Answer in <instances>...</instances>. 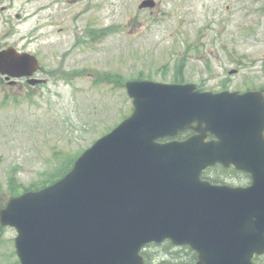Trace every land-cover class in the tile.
<instances>
[{"label":"water","instance_id":"95a60500","mask_svg":"<svg viewBox=\"0 0 264 264\" xmlns=\"http://www.w3.org/2000/svg\"><path fill=\"white\" fill-rule=\"evenodd\" d=\"M39 68L29 53L0 51V76L31 77ZM126 88L129 118L62 179L0 209V224L17 230L20 263L148 264L142 249L168 239L195 250L196 264H254L264 253V93L151 81ZM187 129L196 135L159 142ZM209 134L215 139L206 141ZM218 163L249 173L251 185L202 182Z\"/></svg>","mask_w":264,"mask_h":264},{"label":"rangeland","instance_id":"374dc122","mask_svg":"<svg viewBox=\"0 0 264 264\" xmlns=\"http://www.w3.org/2000/svg\"><path fill=\"white\" fill-rule=\"evenodd\" d=\"M50 1L0 0V50H32L44 69L39 76L48 80L37 89L0 81V208L63 174L77 154L131 115L132 101L125 88L111 84L110 73L173 83L181 58L185 80L204 90L264 87V0H156L161 2L155 13L139 10L142 0H95V9L87 0L77 18H71L77 7L53 15ZM62 27H75L77 35L84 29H118L100 34L95 43L86 36L87 45L70 51L75 38L59 34ZM233 69L238 73L230 75ZM77 70L85 74L61 79ZM16 237L15 229L0 225V264H18ZM144 252L150 263L192 264L189 249L168 242Z\"/></svg>","mask_w":264,"mask_h":264},{"label":"flooded vegetation","instance_id":"af4514ba","mask_svg":"<svg viewBox=\"0 0 264 264\" xmlns=\"http://www.w3.org/2000/svg\"><path fill=\"white\" fill-rule=\"evenodd\" d=\"M62 2H63V4H66V7L65 8H63V7L61 8V6L59 5L60 3L62 4ZM86 2H87V0H65V1H62V0H51L48 3V9L50 10V13H52L53 15H56V14H58L60 12H67L70 9H72L74 7H77V10L74 11L72 13V16H71V18H77L82 13L83 8H85L87 6L86 5ZM95 2H96L95 0H90V3H89L90 6H89V8H94V9L97 8ZM54 5H56V8H52ZM158 6L159 5H157L156 8H155L156 10L154 9L155 11H157L159 9ZM79 8H81L82 10H79ZM7 10H8V7H5V8L2 9L3 12L4 11H7ZM60 10H62V11H60ZM84 10H87V7ZM151 13H154V11H152ZM66 32H71L72 35H74V38H75L74 43H72V45H71V47L69 49L70 51L72 50V48H77V47H80V46H85V44L87 45V43H83V41H85V37L87 36L86 33L88 34V32H90L89 35H88V39L90 41H92V35H94V34L97 35L98 34V33H96V31H88V32H86V29H84V31H82L81 33H79V35H77L78 33H76V28L75 27L74 28H70V27L63 28L62 27V28H60L58 30V33L59 34H64ZM92 43H94V42L92 41ZM18 51L19 52H28V53H31V54L35 55L38 58V60L40 61V64H41V60H40L39 56L36 53L32 52V50H19L18 49ZM43 71H44V69H43L42 64H41L40 70L34 75L33 78L36 79V80L37 79H41V77L39 75H41V73ZM63 73H61V75ZM76 74H77V71H72V72L71 71H67L63 75L66 76V77H68V76H75ZM93 75L97 76L98 74L95 71V72H93ZM1 80L5 81V83L7 82L8 85L11 82V80L7 79V77H5V76L1 77L0 78V81ZM21 83H24V84H28L29 85V79L28 78H22V79H19L16 82L17 85H19ZM15 85H13V86H15ZM37 87L38 86H35V87H33V89H37ZM201 177H202V180L211 182L213 184H220V185L227 184V185L239 186V187H246L247 186L246 185L247 184V177L240 178L238 181L235 178H231L230 176H228V178H224V180L223 179H216L217 177L215 175V168H209V169L205 170L202 173V176ZM214 181L216 183H214ZM0 259H1V255H0ZM255 259L258 261V263L264 264V255H262V256H256ZM6 260H10L8 258V256H7Z\"/></svg>","mask_w":264,"mask_h":264},{"label":"trees","instance_id":"16d2710c","mask_svg":"<svg viewBox=\"0 0 264 264\" xmlns=\"http://www.w3.org/2000/svg\"><path fill=\"white\" fill-rule=\"evenodd\" d=\"M119 82H120L121 85H122L121 77L119 78ZM69 169H70V167H69ZM67 171H68V170H67ZM64 174H66V171H65L63 174H61V175H64ZM61 175H60V177H62ZM58 178H59V176H58V177H52L50 180L44 182V184L39 185V186L34 185V186H32L30 189H32V190H39V189H41L42 187L47 186V185L53 183V182L56 181ZM144 255H145V254H144ZM145 256H146V255H145ZM146 257L150 259V257H148V256H146Z\"/></svg>","mask_w":264,"mask_h":264}]
</instances>
